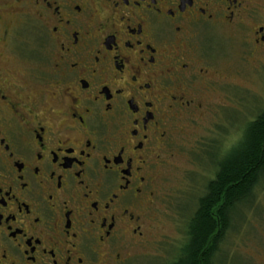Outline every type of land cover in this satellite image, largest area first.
<instances>
[{
  "label": "flooded vegetation",
  "instance_id": "1",
  "mask_svg": "<svg viewBox=\"0 0 264 264\" xmlns=\"http://www.w3.org/2000/svg\"><path fill=\"white\" fill-rule=\"evenodd\" d=\"M246 66L264 0H0V264H140L176 138L231 122Z\"/></svg>",
  "mask_w": 264,
  "mask_h": 264
},
{
  "label": "rangeland",
  "instance_id": "2",
  "mask_svg": "<svg viewBox=\"0 0 264 264\" xmlns=\"http://www.w3.org/2000/svg\"><path fill=\"white\" fill-rule=\"evenodd\" d=\"M233 64L240 66L235 55ZM234 81L246 90L234 95V122L215 126L214 133L193 126L178 136L172 146L166 184L167 199L160 212L158 244L147 250L140 264H168L177 258L186 240L187 220L197 208V201L206 192L208 182L215 177L218 162L241 138L247 123L264 109V69L261 72L246 66V73L235 75ZM233 113V114H232ZM243 129V130H242ZM226 136V140L220 136ZM210 143V151L205 152ZM253 202V203H252ZM231 230L226 234L216 255V264H264V186L257 187L255 199L242 203ZM145 251V250H144Z\"/></svg>",
  "mask_w": 264,
  "mask_h": 264
},
{
  "label": "trees",
  "instance_id": "3",
  "mask_svg": "<svg viewBox=\"0 0 264 264\" xmlns=\"http://www.w3.org/2000/svg\"><path fill=\"white\" fill-rule=\"evenodd\" d=\"M215 177L187 220L186 240L175 264H214L238 207L264 186V109L218 162ZM253 203V202H252Z\"/></svg>",
  "mask_w": 264,
  "mask_h": 264
}]
</instances>
